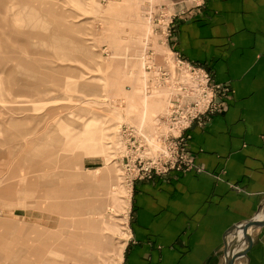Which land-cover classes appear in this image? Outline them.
<instances>
[{
  "label": "rangeland",
  "instance_id": "374dc122",
  "mask_svg": "<svg viewBox=\"0 0 264 264\" xmlns=\"http://www.w3.org/2000/svg\"><path fill=\"white\" fill-rule=\"evenodd\" d=\"M179 1L0 0V264H120L136 183L196 164L232 89L173 48Z\"/></svg>",
  "mask_w": 264,
  "mask_h": 264
},
{
  "label": "crops",
  "instance_id": "0c3cea01",
  "mask_svg": "<svg viewBox=\"0 0 264 264\" xmlns=\"http://www.w3.org/2000/svg\"><path fill=\"white\" fill-rule=\"evenodd\" d=\"M176 9L173 48L232 92L226 111L191 130L200 170L136 183L120 264H264V0Z\"/></svg>",
  "mask_w": 264,
  "mask_h": 264
},
{
  "label": "built area",
  "instance_id": "2783aa9c",
  "mask_svg": "<svg viewBox=\"0 0 264 264\" xmlns=\"http://www.w3.org/2000/svg\"><path fill=\"white\" fill-rule=\"evenodd\" d=\"M192 1V3L195 5V6H201L204 4L205 0H190ZM205 72V71H204ZM206 76H209V72H205ZM210 111V110H208ZM207 111V112H208ZM184 143L183 141H181L178 145H176L173 149L175 151L174 155H172V157H170L169 161H164L165 163L163 162H160L159 164L155 165V167H157V173L158 174H161L163 176H168L172 170L174 169H178V170H182V171H190V170H195L196 168L198 170L199 167L197 166L196 167V164H194V161L192 159V157H190L189 153L188 155L185 154V153H182L181 155L179 154V148L181 146V144ZM175 154L176 155V159H174L175 157ZM172 164H168L172 161H174Z\"/></svg>",
  "mask_w": 264,
  "mask_h": 264
},
{
  "label": "water",
  "instance_id": "95a60500",
  "mask_svg": "<svg viewBox=\"0 0 264 264\" xmlns=\"http://www.w3.org/2000/svg\"><path fill=\"white\" fill-rule=\"evenodd\" d=\"M258 223H256V222H250V223H248V226H251V225H257ZM258 225H262V223H259ZM236 230H237V227H234L233 229H232V231L230 232V234H232V233H234V232H236ZM237 256H229L228 257V259H227V264H233V260L236 258Z\"/></svg>",
  "mask_w": 264,
  "mask_h": 264
},
{
  "label": "bare ground",
  "instance_id": "6f19581e",
  "mask_svg": "<svg viewBox=\"0 0 264 264\" xmlns=\"http://www.w3.org/2000/svg\"><path fill=\"white\" fill-rule=\"evenodd\" d=\"M23 233H24V231H23ZM85 235V234H84ZM238 256V255H237ZM227 257V256H226ZM243 257V256H242Z\"/></svg>",
  "mask_w": 264,
  "mask_h": 264
}]
</instances>
